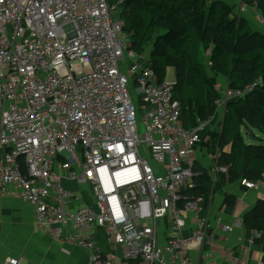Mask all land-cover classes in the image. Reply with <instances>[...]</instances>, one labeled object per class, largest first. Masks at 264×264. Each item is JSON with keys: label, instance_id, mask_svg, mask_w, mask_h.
Masks as SVG:
<instances>
[{"label": "built area", "instance_id": "1", "mask_svg": "<svg viewBox=\"0 0 264 264\" xmlns=\"http://www.w3.org/2000/svg\"><path fill=\"white\" fill-rule=\"evenodd\" d=\"M127 2L0 0V189L34 208L41 234L89 251L91 264H191L194 252L198 264H217L193 158L213 118L183 127L177 82H160L151 51L138 53L124 31ZM258 23L264 28L261 15ZM217 89L224 112L255 84ZM215 159V172L227 174ZM74 185L88 188L91 205ZM191 216L195 228L185 236ZM222 228L243 230L244 219ZM251 235L252 243L260 236Z\"/></svg>", "mask_w": 264, "mask_h": 264}, {"label": "trees", "instance_id": "2", "mask_svg": "<svg viewBox=\"0 0 264 264\" xmlns=\"http://www.w3.org/2000/svg\"><path fill=\"white\" fill-rule=\"evenodd\" d=\"M107 2L115 5L118 0ZM242 2L264 17V0ZM119 18L134 49L151 51V66L160 82L170 68L175 69L173 96L181 104L187 130L216 115L221 93L212 75L225 78L233 90L255 84L253 91L227 104L213 144L218 146V165L228 168V183L264 181V144H247L244 139L248 127L264 135V33L239 20L223 0H128ZM197 179L196 193L209 201L211 178L203 173L200 183ZM244 225L259 233L257 242L264 246V201L245 215Z\"/></svg>", "mask_w": 264, "mask_h": 264}, {"label": "crops", "instance_id": "3", "mask_svg": "<svg viewBox=\"0 0 264 264\" xmlns=\"http://www.w3.org/2000/svg\"><path fill=\"white\" fill-rule=\"evenodd\" d=\"M223 1L233 9L239 20H244L252 29L264 33V28L258 23L261 14L256 8L241 10L239 0ZM212 79L215 82L213 75ZM216 79L217 84L227 82L220 76ZM220 111L216 112L209 126L218 119ZM208 130L209 127L193 157L196 160L198 183L203 173L212 180V193L206 204L207 209L202 214L208 218L212 230L213 238L208 246L214 252L217 264H264V246L257 240L253 243L250 241L251 232L246 229L225 232L222 228L224 225H233L236 218L244 219L259 201H264V181L257 183V190H248L241 185V180L228 183L225 179L228 173H216V154L207 149L209 143L213 144L216 132ZM253 132L254 139H260L259 143L264 144V135L256 129ZM256 140L246 143L256 144ZM2 155L3 151L0 149V159ZM73 189L79 193L84 205L93 203L88 188L74 185ZM12 190L9 188L8 192ZM217 218H222L223 226L217 224ZM159 226L163 243L167 229L162 222ZM194 228L195 221L191 216L185 236H189ZM96 234L103 252L108 254L111 248L105 231L99 228ZM118 254L121 256L122 250ZM13 258L19 259L23 264H91L89 251L65 240H54L41 234L36 227L34 208L16 195L3 193L0 189V264H7V260ZM198 263L199 253L194 252L191 255V264Z\"/></svg>", "mask_w": 264, "mask_h": 264}, {"label": "rangeland", "instance_id": "4", "mask_svg": "<svg viewBox=\"0 0 264 264\" xmlns=\"http://www.w3.org/2000/svg\"><path fill=\"white\" fill-rule=\"evenodd\" d=\"M112 18L114 19L115 16L113 15ZM166 78H167V81H169V82H174V81L176 80V72H175V69L170 68V69L168 70V72H167V76H166ZM214 79H215V82L217 83L218 81H217L216 77H214ZM222 115H223V111H220V112H219L218 119L215 120V122L213 123L212 126H208V127H209L208 132H209L210 130H213V131H215L216 133H220V132H221V129H222ZM141 132H143V130H141ZM258 133H259L260 135H262L260 132H258ZM207 137H209V136H207ZM244 139H245V141H246L247 143H248V142H251V141L254 142V140H256V139H254V132H253L252 128L248 127V128H246V130H244ZM256 142L259 143L258 140H256ZM257 143H256V144H257ZM253 144H254V143H253ZM217 147H218L217 145L212 144V143H209V144L207 145V149H208L209 151H211L212 153H215V152L218 151V148H217ZM208 153H209V152H208ZM209 154H210V153H209Z\"/></svg>", "mask_w": 264, "mask_h": 264}]
</instances>
